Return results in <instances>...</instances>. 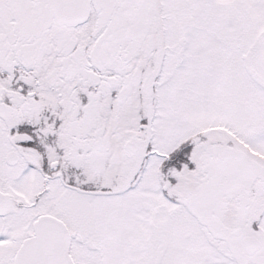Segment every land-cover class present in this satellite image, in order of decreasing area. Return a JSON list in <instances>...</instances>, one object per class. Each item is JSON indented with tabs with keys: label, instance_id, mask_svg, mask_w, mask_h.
Segmentation results:
<instances>
[{
	"label": "snow or ice",
	"instance_id": "obj_1",
	"mask_svg": "<svg viewBox=\"0 0 264 264\" xmlns=\"http://www.w3.org/2000/svg\"><path fill=\"white\" fill-rule=\"evenodd\" d=\"M0 264H264V0H0Z\"/></svg>",
	"mask_w": 264,
	"mask_h": 264
}]
</instances>
